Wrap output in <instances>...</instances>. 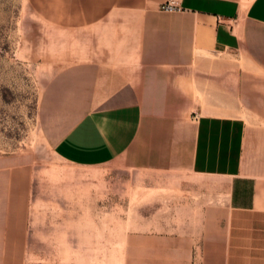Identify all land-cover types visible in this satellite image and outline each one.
<instances>
[{
	"label": "crops",
	"instance_id": "0c3cea01",
	"mask_svg": "<svg viewBox=\"0 0 264 264\" xmlns=\"http://www.w3.org/2000/svg\"><path fill=\"white\" fill-rule=\"evenodd\" d=\"M161 1L50 21L38 109L64 167L0 157V264H264V0Z\"/></svg>",
	"mask_w": 264,
	"mask_h": 264
},
{
	"label": "rangeland",
	"instance_id": "374dc122",
	"mask_svg": "<svg viewBox=\"0 0 264 264\" xmlns=\"http://www.w3.org/2000/svg\"><path fill=\"white\" fill-rule=\"evenodd\" d=\"M74 11L73 0H0V157L25 162L34 173L64 167L40 129L39 97L50 68L40 66L38 49L48 40L50 21Z\"/></svg>",
	"mask_w": 264,
	"mask_h": 264
},
{
	"label": "built area",
	"instance_id": "2783aa9c",
	"mask_svg": "<svg viewBox=\"0 0 264 264\" xmlns=\"http://www.w3.org/2000/svg\"><path fill=\"white\" fill-rule=\"evenodd\" d=\"M158 8L165 11H175L181 8L178 0H163L158 4Z\"/></svg>",
	"mask_w": 264,
	"mask_h": 264
}]
</instances>
